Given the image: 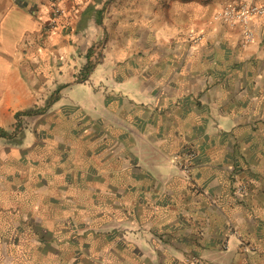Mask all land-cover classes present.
Instances as JSON below:
<instances>
[{
  "label": "crops",
  "instance_id": "obj_1",
  "mask_svg": "<svg viewBox=\"0 0 264 264\" xmlns=\"http://www.w3.org/2000/svg\"><path fill=\"white\" fill-rule=\"evenodd\" d=\"M232 2L264 6V0H66L52 30L47 0H0V130L8 133L0 135V168L11 172L14 130L37 114L23 112L70 101L67 92L87 84L79 74L96 61L94 79L118 75L112 89L136 93L145 107L140 120L188 122V132L223 139L213 148L202 141L198 189L174 194L179 201L172 194L186 180L170 166L159 168L170 171L162 181L171 200L162 226L153 214L136 215L149 219L140 228L137 264H186L188 256L200 264H264V17L252 19L255 40L243 46L240 26L215 20Z\"/></svg>",
  "mask_w": 264,
  "mask_h": 264
},
{
  "label": "rangeland",
  "instance_id": "obj_2",
  "mask_svg": "<svg viewBox=\"0 0 264 264\" xmlns=\"http://www.w3.org/2000/svg\"><path fill=\"white\" fill-rule=\"evenodd\" d=\"M92 67L70 101L34 108L14 130L12 170L0 168V264H137L149 219L136 215L162 226L171 200L162 181L170 171L159 168L186 180L172 194L179 201L174 194L198 189L202 141L222 143L188 132V122L140 120L145 107L132 88L113 90L121 77L94 79Z\"/></svg>",
  "mask_w": 264,
  "mask_h": 264
},
{
  "label": "built area",
  "instance_id": "obj_3",
  "mask_svg": "<svg viewBox=\"0 0 264 264\" xmlns=\"http://www.w3.org/2000/svg\"><path fill=\"white\" fill-rule=\"evenodd\" d=\"M48 29H56L60 20L65 15L64 3L66 0H47ZM254 17H264V6L249 3H228L215 15V20L229 26H240L243 31V46L254 41L255 34L251 27ZM201 37H195L200 40ZM240 192H245V187H239ZM192 264H200L197 258L192 259Z\"/></svg>",
  "mask_w": 264,
  "mask_h": 264
},
{
  "label": "trees",
  "instance_id": "obj_4",
  "mask_svg": "<svg viewBox=\"0 0 264 264\" xmlns=\"http://www.w3.org/2000/svg\"><path fill=\"white\" fill-rule=\"evenodd\" d=\"M92 66H93V63H89L88 66L86 67V70L89 71ZM34 113H36V112L33 109H31L27 112H23V114H25V115H32ZM20 115H21V113L18 114L17 117L19 118ZM0 135L1 136H8V133L4 132L3 130H0Z\"/></svg>",
  "mask_w": 264,
  "mask_h": 264
}]
</instances>
